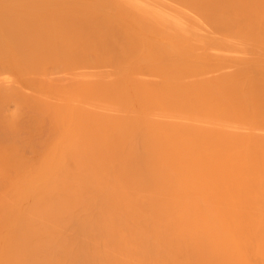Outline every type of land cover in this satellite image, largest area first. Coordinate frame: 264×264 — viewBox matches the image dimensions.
<instances>
[{"label":"bare ground","instance_id":"6f19581e","mask_svg":"<svg viewBox=\"0 0 264 264\" xmlns=\"http://www.w3.org/2000/svg\"><path fill=\"white\" fill-rule=\"evenodd\" d=\"M232 38L264 47V0H0L34 92L0 86L30 111H0V264H264V60Z\"/></svg>","mask_w":264,"mask_h":264},{"label":"rangeland","instance_id":"374dc122","mask_svg":"<svg viewBox=\"0 0 264 264\" xmlns=\"http://www.w3.org/2000/svg\"><path fill=\"white\" fill-rule=\"evenodd\" d=\"M200 24H201V26H202V28H203V30H201L199 33H201L200 34V37L198 36V38L201 40V42H199V43H201V44H203V45H209V44H216V43H214L215 41H218V40H221L222 41V43H223V40H224V38L221 36V35H219V34H216V32L210 27V26H207L206 24H204L202 21H200L199 22ZM198 35V34H197ZM231 41L232 42H236L235 44L234 43H232L231 42V46H233V47H235V45H236V47L237 48H239L237 51H236V48L234 49L236 52H227L228 53V55H226L227 53H223V54H221V55H218L219 57H224L225 59H226V57L229 59V60H233V61H240V60H242V59H246V60H253V59H261V60H264V47H260V46H255V45H253L254 43H252V44H250V43H248V42H245V41H241V40H237V39H234V38H232L231 39ZM242 48V49H241ZM242 51V52H241ZM214 53V54H213ZM237 53V54H236ZM218 54V52H216V54H215V52H212V55L214 56V55H217ZM218 56H215V58L214 59H216V57H218ZM223 58V59H224ZM225 69V68H224ZM236 69V67L235 66H232V67H227L222 73H230V72H233V70H235ZM93 71V69H89L88 71ZM103 70H105L103 73L104 74H108V75H110L109 76V78L110 79H112V78H114L115 76H116V74L118 73V70L117 69H115V68H112V67H107V68H105V69H103ZM220 72V71H219ZM217 74V73H216ZM10 75V74H9ZM3 75V76H0V79L2 78V77H7V79L9 80L8 81V83H6V84H0V86H10V87H13V88H20L23 92H25L26 94H29V95H32V94H34V92L31 90V89H29V88H27L26 86L24 87V86H21L20 84H18V83H16L15 81V78H14V76H12V75ZM214 76V74H210V77H212V76ZM139 77H141V76H139ZM205 77H206V75H205ZM207 77H208V75H207ZM93 78V77H92ZM143 79H145V80H147L148 82H150V83H153V84H158V83H160V79L159 78H157V77H154V76H148V75H146V76H143L142 77ZM196 78H190V81H193V80H195ZM4 109V110H3ZM1 110H3V112L5 111V112H7V113H10V114H14V115H16V113L17 112H19V110L20 109H18V108H16L13 104L12 105H10L9 107H7V108H2V109H0V111ZM23 110H25V111H23ZM23 110H20V111H23V112H25L26 113V110L27 109H23ZM2 111H1V114L3 113ZM4 112V113H5ZM28 112L30 113V111L29 110H27V113L26 114H28ZM7 113H5V115H8ZM10 114L8 115V116H10ZM20 114H24V113H19V115ZM11 115V116H12ZM27 150H29V149H26V151ZM31 151V152H30ZM27 153V152H26ZM25 153V150H24V154H26ZM32 153V154H31ZM31 154V155H30ZM33 155V152H32V150L30 149L29 151H28V153L26 154V156H28V157H31Z\"/></svg>","mask_w":264,"mask_h":264}]
</instances>
